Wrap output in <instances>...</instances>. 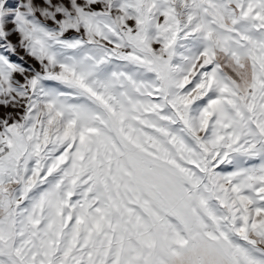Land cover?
<instances>
[{
  "label": "snow or ice",
  "instance_id": "snow-or-ice-1",
  "mask_svg": "<svg viewBox=\"0 0 264 264\" xmlns=\"http://www.w3.org/2000/svg\"><path fill=\"white\" fill-rule=\"evenodd\" d=\"M0 264H264V0H0Z\"/></svg>",
  "mask_w": 264,
  "mask_h": 264
}]
</instances>
